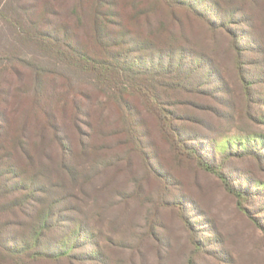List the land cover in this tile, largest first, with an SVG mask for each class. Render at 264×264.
I'll use <instances>...</instances> for the list:
<instances>
[{
    "label": "rangeland",
    "instance_id": "rangeland-1",
    "mask_svg": "<svg viewBox=\"0 0 264 264\" xmlns=\"http://www.w3.org/2000/svg\"><path fill=\"white\" fill-rule=\"evenodd\" d=\"M228 1L245 10L237 26H230L231 36L241 35L237 52L243 82L237 79L234 64L238 53L227 50L231 38L193 23L189 41L225 69L226 95L221 104L220 99L207 101V113L189 112L197 123L185 127L208 137L199 148L215 163L221 158L213 154L210 137L252 138L242 154L222 160V172L245 191L243 208L217 177L171 152L154 121L144 114L156 144L149 147L145 139L142 153L133 152L126 136L111 134L120 123L112 96L106 99L91 77L62 65L17 31L20 26L24 31L53 34L101 58L104 44L115 46L114 51L117 42L125 41L123 47L131 42L130 31L147 35L142 11L162 13L154 16L152 27L156 31L152 37L162 39L169 22L164 4L159 0H0V114L10 115L8 136L15 137L22 122L41 126L43 111L64 119L58 125L68 133L66 163L77 173L82 191L76 192L82 213L70 216L92 233V240L79 242L71 258L48 264H264V234L254 223L264 224V0ZM201 2L196 4L199 9L205 6ZM107 11H122L121 21L115 22ZM97 12L107 18L96 20ZM71 109L79 115L74 123ZM86 118L95 127L96 151L91 154L83 153L81 133L75 128L76 124L87 130L81 124ZM32 129L35 134L39 131ZM46 152L38 147L35 168L54 181L58 176L45 159ZM64 180L65 191H79L74 187L78 182ZM93 251L98 254L89 255Z\"/></svg>",
    "mask_w": 264,
    "mask_h": 264
},
{
    "label": "trees",
    "instance_id": "trees-1",
    "mask_svg": "<svg viewBox=\"0 0 264 264\" xmlns=\"http://www.w3.org/2000/svg\"><path fill=\"white\" fill-rule=\"evenodd\" d=\"M201 1H204L205 6L199 9L196 4L203 3ZM201 1L194 0L193 3L189 0H159L169 10L168 27L165 34H162L163 38L152 37L156 32L152 28L154 16L160 12L147 15L142 11L147 35L130 31L133 39L126 47H123L126 45L125 41L117 42L116 48L111 51L115 46L109 48L104 44L105 57L101 58L86 50L77 49L53 34L24 31L20 26L17 31L24 38L46 49L62 65L80 70L91 77L100 90L104 91L106 99L112 96L113 104L120 115V123L118 130L111 134L117 132L121 137L126 136L132 143L133 152L142 153L143 141L147 140L152 148L156 144L144 114L154 121L157 132L169 144L171 152L181 159L193 161L201 171L217 177L226 192L235 197L238 207L243 208L245 191L234 186L228 175L222 172V160L231 154H242V150L249 147V140L252 138H243L238 134L222 135L217 141L210 137L213 154L218 153L221 158L215 163L199 148L203 139L208 137L200 131L188 129L185 125L197 123L193 117L188 116L189 112L207 113L210 110L207 101L220 99L221 104L224 103L223 96L226 95V71L214 59L206 56L201 48L191 45L188 33L193 29L192 24L199 23L213 33L229 36L232 44L227 50L229 48L237 52V49H241V35L231 36L230 26H237V19L245 10L228 0ZM248 2L254 4L256 0ZM107 12L111 13L115 22L121 21L122 11ZM100 15L103 14L95 13V19L98 20ZM101 16L103 22L107 18L106 14ZM235 57L237 79L242 83L241 57L239 53ZM246 85L249 87V82ZM2 112L0 264H48L67 260L71 258V253L79 242H83L84 238L92 240V233L88 227H84L82 221L74 220L70 216L71 213H82L81 198L76 194H81L82 191L78 188L81 183L77 173L71 171L72 167L66 163L68 133L64 127L58 125L63 124L64 119H58L51 112L43 111L41 126L32 127L22 122L17 135L12 138L7 133L10 115ZM25 116L30 117V114L25 113ZM71 117L70 121L74 123L79 117L76 110L71 109ZM35 121L40 125L38 119ZM81 124L87 130L83 131L76 124L75 128L81 133L83 153H95L96 148L92 142L95 127L87 118ZM32 128H39L37 134ZM257 139L259 141L255 139L256 142H261L260 138ZM38 147L48 151L45 159L54 166L52 170L58 176L56 180H51L46 172L35 168L34 155ZM65 177L71 183L74 180L78 182L74 187L79 191L74 188V192L65 191ZM254 223L264 234V224ZM97 254L94 251L89 252L91 256Z\"/></svg>",
    "mask_w": 264,
    "mask_h": 264
}]
</instances>
